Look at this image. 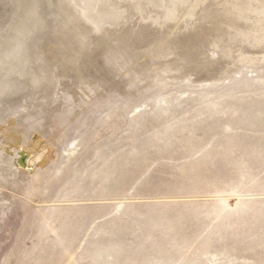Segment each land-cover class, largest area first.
<instances>
[{"label": "rangeland", "instance_id": "obj_1", "mask_svg": "<svg viewBox=\"0 0 264 264\" xmlns=\"http://www.w3.org/2000/svg\"><path fill=\"white\" fill-rule=\"evenodd\" d=\"M50 1L24 49L26 82L0 96V264H264V0H177V32L124 0L135 12L121 10L115 35L94 30L85 44L63 38L67 15ZM74 1L97 29L90 0ZM14 12L0 0V29ZM114 49L139 58L112 67ZM12 122L47 157L29 172L13 166Z\"/></svg>", "mask_w": 264, "mask_h": 264}, {"label": "bare ground", "instance_id": "obj_2", "mask_svg": "<svg viewBox=\"0 0 264 264\" xmlns=\"http://www.w3.org/2000/svg\"><path fill=\"white\" fill-rule=\"evenodd\" d=\"M11 3H12V6L14 7V14L10 20V22L7 24V25H4L6 26L4 29H0V96H3L4 94H7V93H10L12 92V90L16 87V80H20L21 78L24 79V76L27 75L26 74V70L28 69V61L29 60L28 58H24L25 54H24V49L25 47L27 46L28 42L30 41H34V37H36V34L37 32H39L38 30L40 29V23L44 20V18L49 14V11L47 13L44 14V11L41 10V14L39 13V5L41 3L42 0H38V5H37V9H36V0H10ZM46 1V0H44ZM76 1V0H75ZM79 1V0H77ZM109 1V0H108ZM120 1H124V0H112L111 1V4L107 2H105V0H90L89 1V4L87 3L86 7H85V10L88 11V14L91 19V24L93 26V24L96 25L97 29L94 28L93 26V29L91 28V26H89V23H87V20L84 19L82 16V20H83V25H87L89 26V28H85L84 26H82L81 24V20L77 18V12L74 8V6L72 5L71 3V0L68 2L67 1H60V0H51L50 1V5L52 6V9L53 11L56 13V15L58 17H61V16H66L64 22L61 21V25H59L60 27H58L60 30L61 35H64V39L67 38V35L68 33H73L70 35V38H68L67 40L70 41V43H74V41L76 42L77 40H79V42L82 41L83 44L86 43V41L88 39H90L91 37V33L93 34L94 30H101L102 29H105V32H103V37H104V40H107L109 39L111 36L113 37L115 34L111 32H109L110 29L116 27V29L118 28V26L120 27V21H122L121 17H119L122 12L121 10H124V9H128V10H132L134 9V6L132 7V5H130L129 3V6L126 5L128 2L127 1H133V3L135 2L134 0H127L126 4L125 2H123L124 4H122ZM139 1V0H138ZM177 0H171V2H169V0H143V2H145L147 4H145L146 6V10L148 9V7H151L154 8V17H156L155 19H153L154 21V25L156 26L155 28H157V30H162L164 28H171V26H175V29L174 31L177 32L178 30L176 29H179V25L182 24L183 21H185V17L187 16V13H184V12H180L178 14V5H179V2L178 4H176V8H171L173 4L177 3L176 2ZM180 1V0H179ZM184 1V0H183ZM223 1V0H221ZM230 0L226 1V2H229ZM232 1V0H231ZM239 0H237L238 2ZM243 1V0H242ZM80 2H83L82 0ZM88 2V1H87ZM141 2V1H140ZM182 2V0H181ZM180 2V3H181ZM220 2V0H219ZM218 2V3H219ZM236 2V3H237ZM247 2V1H246ZM86 3V2H85ZM137 3V2H136ZM135 3V4H136ZM185 3V2H184ZM235 3V4H236ZM49 3H47L48 5ZM84 4V3H83ZM149 4L151 6H149ZM183 4V3H182ZM229 4V3H228ZM128 6L127 8H125L124 6ZM220 5V4H219ZM237 5V4H236ZM245 5V4H244ZM243 5V6H244ZM83 6V5H82ZM140 6V5H139ZM224 6H228L226 4H224ZM229 6H231V4H229ZM247 8L244 10V12H247L246 10H248V7L250 6L249 4L246 5ZM45 7V6H44ZM48 7V6H47ZM50 7V6H49ZM78 7V6H77ZM115 7V8H113ZM136 7V6H135ZM144 7V4L141 8ZM180 7V5H179ZM184 7V9H186V3H185V6H182ZM186 7V8H185ZM191 7V6H190ZM83 8V7H82ZM137 8H138V4H137ZM151 8V10H153ZM222 8V7H221ZM252 8V7H251ZM44 9V8H43ZM47 9V8H46ZM81 9L78 7V10ZM84 9V8H83ZM136 9V8H135ZM177 9V10H176ZM183 9V10H184ZM192 9V8H191ZM237 9V8H236ZM236 9L234 8L233 10L236 12ZM253 9V8H252ZM75 10V11H74ZM140 10V9H138ZM189 11L187 12H191L192 13V10L190 11V9H188ZM239 10V9H238ZM46 11V10H45ZM82 11V10H81ZM134 10H132L133 12ZM144 11V10H143ZM181 11V10H180ZM220 11V10H219ZM249 11V10H248ZM250 11H255L254 10H250ZM86 12V11H85ZM131 12V13H132ZM135 12V11H134ZM140 12V11H138ZM145 12V11H144ZM240 12V11H239ZM79 13V12H78ZM126 13V12H124ZM123 13V15H124ZM152 13V12H151ZM190 13V15H191ZM213 13V12H212ZM232 13V11L230 12ZM238 13V11H237ZM87 14V13H86ZM128 14V13H127ZM132 14H137V13H132ZM144 14V13H143ZM195 14V13H194ZM216 14V13H215ZM212 14L214 16H217L215 19V22L216 20L220 17L218 16V14ZM241 12H240V16H241ZM245 15V13H243ZM249 14H251L249 12ZM83 15V14H81ZM145 15V14H144ZM221 15V14H220ZM236 15V13H235ZM238 15V16H239ZM248 16V13L246 14ZM264 15V13H263ZM52 16V15H51ZM56 16V17H57ZM80 16V15H79ZM141 16V15H140ZM222 16V15H221ZM227 16V14H226ZM239 16V17H240ZM243 16V15H242ZM57 17V18H58ZM133 17V16H132ZM143 17V16H141ZM194 19H191L192 21L190 22L188 28H191L193 27V23H194V20H195V17L192 16ZM244 17V16H243ZM87 18V19H88ZM127 18V17H126ZM190 18V16H189ZM213 18V16H212ZM263 18V16L261 17ZM51 19V18H50ZM89 19V20H90ZM56 20V19H55ZM152 20V19H151ZM148 22V20H146ZM150 21V20H149ZM190 21V20H189ZM220 21V20H219ZM263 21H264V18H263ZM47 22V21H46ZM262 22V21H261ZM151 23H153L151 21ZM228 23V22H227ZM49 24V23H48ZM53 24V23H52ZM119 24V25H118ZM125 24V23H124ZM150 24V22H149ZM185 24V23H184ZM218 25V24H216ZM42 26V25H41ZM55 25H49V30L50 29H53ZM146 26V25H145ZM183 26V25H182ZM1 27V25H0ZM43 27V26H42ZM82 27V28H81ZM122 27V25H121ZM187 27V26H186ZM194 27H195V24H194ZM217 27V26H216ZM220 27V26H219ZM154 28V27H153ZM182 28V27H181ZM196 28V27H195ZM216 29V28H214ZM220 28H218L219 30ZM189 30H192V29H189ZM213 30V29H212ZM164 32V31H163ZM170 32V31H168ZM193 32V31H192ZM174 33V32H173ZM131 33H123L121 35H119L118 37V47H121L122 44H126L129 42H132V38L130 39V35ZM38 35V34H37ZM173 34H171V37H174L172 36ZM48 36V35H47ZM72 36V37H71ZM189 36V35H188ZM66 37V38H65ZM106 37V38H105ZM156 37V36H155ZM159 38L161 36H158ZM165 36L163 35L161 38H164ZM170 38V37H169ZM39 39V38H38ZM74 39V41L71 42V40ZM113 39V38H112ZM129 39V40H128ZM214 39V38H213ZM66 40V41H67ZM116 40V39H115ZM176 40V39H175ZM99 41V40H98ZM153 42L150 43L149 47H151L152 49H148L149 47L147 48H144L142 50H144L143 52H146L147 54L148 53H153V48L155 47V45H157V43L152 40ZM77 42V44L79 43ZM149 42V40H148ZM81 43V44H82ZM134 43V42H132ZM138 43V42H137ZM32 44V43H31ZM79 44V45H81ZM82 44V46H83ZM106 44V43H105ZM116 44V45H117ZM159 44V43H158ZM182 44V43H181ZM30 45V44H29ZM131 45V44H130ZM168 46L170 44H167ZM176 45V44H175ZM105 46V45H104ZM113 46V45H112ZM147 46V45H146ZM97 47V46H96ZM95 47V48H96ZM187 47V46H186ZM93 48V47H92ZM107 48V47H105ZM104 48V49H105ZM112 48V47H111ZM115 48V47H114ZM117 48V47H116ZM157 48V47H156ZM28 49V48H27ZM37 49V48H36ZM62 49V48H61ZM100 49V47H99ZM115 50V49H114ZM113 50L112 53H114L115 51ZM158 50V49H157ZM185 50V49H184ZM27 51V50H26ZM39 51V50H38ZM109 51V50H108ZM120 51V50H119ZM129 51V50H128ZM200 51V50H199ZM29 52V51H28ZM33 53V50L31 51ZM96 52V51H95ZM94 52V53H95ZM118 51L115 52V55L112 54L113 58L111 61H109L108 63L112 66V67H115L116 65H121L122 67L124 66V68L127 66V65H130V63L135 60V58H139L138 55L135 53L133 55H130V56H122L119 54V52L117 53ZM130 52H132V50H130ZM142 52V53H143ZM163 51L160 50V52H158L153 58H151L150 60V63L148 64V66L146 68H144L143 70H145V73L147 71H150L151 69L153 70V68L157 65L156 62L158 61L159 59V56L161 55ZM129 53V52H127ZM110 54V53H109ZM24 55V56H23ZM93 55V54H91ZM107 55V54H106ZM127 55V54H126ZM146 55V54H144ZM149 55V54H148ZM173 55V54H171ZM189 55V54H188ZM28 56H30L28 54ZM49 56V55H48ZM151 56H153L151 54ZM164 56V55H163ZM91 57V56H89ZM32 58V57H31ZM108 58V57H107ZM111 58V57H110ZM121 59L122 62H119L118 59ZM144 58V57H143ZM39 59V58H37ZM93 60V59H92ZM35 61V60H34ZM38 61V60H37ZM40 61V60H39ZM91 61V60H90ZM137 61V60H136ZM156 61V62H155ZM32 62V61H31ZM155 62V64L153 66H150L152 65L153 63ZM168 62V61H167ZM92 63V62H91ZM169 63V62H168ZM185 63V62H184ZM188 63V62H187ZM93 64V63H92ZM95 64V63H94ZM107 64V63H106ZM139 64V63H138ZM141 64V63H140ZM147 63H145L144 65H146ZM174 64V63H173ZM31 66V64H29ZM64 65V64H63ZM102 65V64H101ZM108 65V64H107ZM136 65V64H135ZM134 65V66H135ZM143 65V66H144ZM178 66V65H177ZM186 66V65H185ZM109 67V66H108ZM137 67V66H136ZM159 67V66H157ZM175 67V65H174ZM187 67V66H186ZM190 67V66H189ZM111 68V67H110ZM139 68V67H138ZM162 68V67H161ZM114 69V68H113ZM136 69V68H135ZM188 69V68H187ZM186 69V70H187ZM142 70V69H141ZM169 70V76L171 77V75H174L176 76L178 73H180V70L181 69H174V68H170L168 69ZM110 71V70H109ZM116 71V70H115ZM192 71V70H191ZM152 72V71H151ZM150 72V73H151ZM188 72V71H187ZM107 73V72H106ZM125 73V72H124ZM140 73V72H139ZM164 73V72H163ZM111 74V73H110ZM155 74V73H154ZM105 75V74H104ZM151 75V74H150ZM153 75V74H152ZM192 75V74H191ZM31 76V75H30ZM29 76V77H30ZM33 76V75H32ZM47 76V75H46ZM173 76V77H174ZM186 76V75H185ZM28 77V79H30ZM37 77V76H36ZM35 77V78H36ZM131 77V76H129ZM138 79H134L131 81L138 84L139 82H145V80H149L150 77L147 76V74H138L136 76ZM25 78L27 79V76H25ZM49 78V77H48ZM41 79L37 82H33V83H36L33 87V90H37L39 89L40 87H43L42 85L46 84L47 82V79ZM154 78V77H153ZM165 78V77H164ZM169 78V77H167ZM175 78V77H174ZM23 79H21V81H23ZM98 79V78H97ZM38 80V79H37ZM50 80V79H49ZM25 81V79H24ZM23 81V82H24ZM33 81V79H32ZM82 81V80H81ZM166 81V79H165ZM16 82V83H15ZM26 82V81H25ZM24 82V83H25ZM31 81H29L30 83ZM22 83V82H21ZM32 83V84H33ZM48 83V82H47ZM91 83V82H90ZM30 84V85H32ZM94 84V83H93ZM144 84V83H143ZM164 84V83H163ZM45 86V85H44ZM14 89V90H15ZM13 90V92H14ZM9 95V94H8ZM73 99V98H72ZM68 101V100H67ZM66 101V102H67ZM38 106V105H37ZM72 114V113H71ZM70 116V115H69ZM7 121V120H6ZM13 123V122H12ZM13 129L12 132H11V135L7 138V143L8 145H10L12 148L11 150V155H12V160H13V166L15 167L16 170H25V171H31L33 168H35L37 166V164L39 162H44L46 160V156L45 154H43L42 150H37L38 147H36L35 145H31V146H27L26 145V142H25V138L23 140L19 139V135H18V130H15V125L13 123V125H11ZM19 127V126H18ZM17 127V128H18ZM16 128V129H17ZM20 129V128H19ZM20 134V133H19ZM25 136V135H24ZM18 139V140H16ZM31 142V141H30ZM29 143V142H28ZM18 146V147H16ZM8 147V146H7ZM40 148V147H39ZM4 149V148H2ZM9 151V150H8ZM6 153V152H5ZM22 153L26 154L28 156V159L26 161L27 163V167L26 168H22L20 165H19V160L21 159L22 157ZM4 155V154H3ZM1 157V156H0ZM2 158V157H1ZM0 158V159H1ZM5 158V157H4ZM9 158V157H8ZM9 161V160H8ZM1 163V162H0ZM3 163V162H2ZM10 166V165H9ZM12 168V167H11ZM22 168V169H21ZM14 169V168H13ZM6 170V169H5ZM4 171V170H2ZM14 171V170H13ZM6 172V171H5ZM4 172V173H5ZM8 172V171H7ZM6 172V173H7ZM18 172V171H17ZM3 173V172H2ZM16 173V172H15ZM12 174V172H11ZM23 174V172H22ZM24 175V174H23ZM26 175V174H25ZM2 176V174H1ZM5 176V175H4ZM12 176V175H11ZM15 176V175H14ZM23 177V176H22ZM4 178V177H3ZM33 178V177H32ZM7 179V178H6ZM1 180V179H0ZM8 180V179H7ZM20 180V179H19ZM2 181V180H1ZM14 181V180H13ZM9 183V182H8ZM29 184V183H28ZM5 185V184H3ZM2 186V185H1ZM3 187V186H2ZM11 187V186H10ZM5 188V187H4ZM2 190V189H0ZM6 191V190H5ZM5 193V192H4ZM6 194V193H5ZM6 197V196H5ZM3 199V198H2ZM7 199V197L5 198ZM4 200V199H3ZM3 205V203L1 204Z\"/></svg>", "mask_w": 264, "mask_h": 264}, {"label": "water", "instance_id": "obj_3", "mask_svg": "<svg viewBox=\"0 0 264 264\" xmlns=\"http://www.w3.org/2000/svg\"><path fill=\"white\" fill-rule=\"evenodd\" d=\"M75 2V1H74ZM27 159H28V156L26 155V154H24V153H22V157H21V159L19 160V165L22 167V168H26L27 166V163H26V161H27Z\"/></svg>", "mask_w": 264, "mask_h": 264}]
</instances>
